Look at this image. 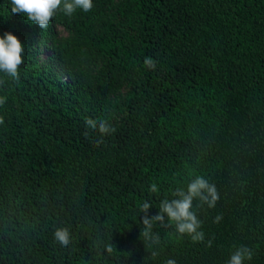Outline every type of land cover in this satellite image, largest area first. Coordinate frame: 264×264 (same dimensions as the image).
I'll return each mask as SVG.
<instances>
[{
  "label": "trees",
  "instance_id": "16d2710c",
  "mask_svg": "<svg viewBox=\"0 0 264 264\" xmlns=\"http://www.w3.org/2000/svg\"><path fill=\"white\" fill-rule=\"evenodd\" d=\"M92 2L42 30L0 0L25 47L19 80L0 72V264H264V0ZM196 176L219 194L193 201L204 242L167 218L145 241L142 204Z\"/></svg>",
  "mask_w": 264,
  "mask_h": 264
},
{
  "label": "clouds",
  "instance_id": "9594fccd",
  "mask_svg": "<svg viewBox=\"0 0 264 264\" xmlns=\"http://www.w3.org/2000/svg\"><path fill=\"white\" fill-rule=\"evenodd\" d=\"M11 13L22 14L28 22L35 23L43 30L48 28L50 21L56 14L57 10H61L66 16H71L78 9L83 12H89L93 8L92 0H11ZM62 6V7H61ZM25 47L19 39L10 32H5L0 38V72L11 77L13 80H19L18 68L23 63L22 55ZM144 65L150 70L156 69L157 62L152 58L146 57ZM4 81L0 80V84ZM7 97H0V105L5 104ZM0 123H3L0 118ZM85 125L87 128L97 130L101 137L111 135L115 132V128L110 125L107 120H93L86 118ZM87 135V132L85 133ZM101 141H97L99 143ZM157 186L151 185V191L155 192ZM174 199L163 200L160 204L158 213L152 217L148 216V210L151 204L144 202L141 206L143 225V237L145 241L152 244L159 243V235L153 232L154 227L159 224L164 225L165 219L174 222L178 234H187L193 242H204L205 234L200 230L201 221L198 219L195 211H193V201L199 200L200 204H206L208 208L215 207L219 194L214 184L202 176H196L188 184L186 190L177 188L173 193ZM222 219L220 215L214 218V222ZM141 234V233H140ZM54 239L62 247H67L71 242L70 232L68 228H58L54 232ZM207 247L212 246V239L207 241ZM106 251H113L112 243L106 246ZM152 256L158 255L156 251L151 252ZM253 251L246 247H238L230 256L227 264H244L245 260H251ZM166 264H176L174 259H168Z\"/></svg>",
  "mask_w": 264,
  "mask_h": 264
},
{
  "label": "rangeland",
  "instance_id": "374dc122",
  "mask_svg": "<svg viewBox=\"0 0 264 264\" xmlns=\"http://www.w3.org/2000/svg\"><path fill=\"white\" fill-rule=\"evenodd\" d=\"M45 54H47V51H45Z\"/></svg>",
  "mask_w": 264,
  "mask_h": 264
}]
</instances>
